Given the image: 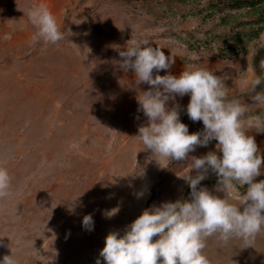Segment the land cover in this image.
I'll return each instance as SVG.
<instances>
[{
    "label": "rangeland",
    "instance_id": "374dc122",
    "mask_svg": "<svg viewBox=\"0 0 264 264\" xmlns=\"http://www.w3.org/2000/svg\"><path fill=\"white\" fill-rule=\"evenodd\" d=\"M254 1L255 8L245 0H0V166L12 180L0 198V259L12 252L18 264H96L108 233L123 234L152 205L191 198L188 174L197 170L189 173L188 164L218 151L217 141L184 161L145 150L135 137L147 121L136 96L150 86L132 88L134 72L114 63L122 59L116 47L147 38L176 57L154 75L196 65L225 80L229 99L252 104L240 82L264 76V0ZM40 4L64 33L57 46L31 40L28 12ZM189 99L168 104L179 106L190 133L201 131L202 121L186 113ZM252 134L264 154V133ZM216 184L209 170L198 187L223 198ZM87 214L92 231L82 226ZM203 251L210 264H264V229L252 247L215 235Z\"/></svg>",
    "mask_w": 264,
    "mask_h": 264
},
{
    "label": "clouds",
    "instance_id": "9594fccd",
    "mask_svg": "<svg viewBox=\"0 0 264 264\" xmlns=\"http://www.w3.org/2000/svg\"><path fill=\"white\" fill-rule=\"evenodd\" d=\"M28 16L36 29L31 37L34 44L57 46L64 40L47 4L30 9ZM3 39L11 40L12 34ZM127 45L125 49L116 47L122 59L114 63L125 72H134L132 88L142 83L150 86L136 96L137 110L147 121L135 137L145 150L169 161H184L198 146L207 147L215 140L218 151L192 157L189 173L194 169L197 174H188L190 199L152 205L128 224L123 234L108 233L96 264H210L203 250L207 238L215 235L224 242L240 238L244 247H252L264 229V179L256 180L264 173V154L252 134L264 133V111H253L264 109V91L257 90L264 85V76L253 73L240 82V91L251 93L254 103L248 104L235 97L229 99L225 80L196 65L185 66L179 75H154L168 70L176 57L166 55L147 38L132 37ZM185 95L190 97L186 113L193 122L202 121L201 131L190 133L188 125L181 122L179 106L169 107L170 100ZM209 170L217 176L215 190L226 194L223 198L198 187ZM11 186L8 169L0 166V198L9 195ZM241 186H246L244 191L239 190ZM119 211L117 206L105 215L111 218ZM82 226L94 230L91 214L83 216ZM0 264L18 261L11 252Z\"/></svg>",
    "mask_w": 264,
    "mask_h": 264
},
{
    "label": "trees",
    "instance_id": "16d2710c",
    "mask_svg": "<svg viewBox=\"0 0 264 264\" xmlns=\"http://www.w3.org/2000/svg\"><path fill=\"white\" fill-rule=\"evenodd\" d=\"M245 2H246V4H248L249 7H250V6H251V7L253 6L254 8L256 7V2H255L254 0H245ZM260 30H262V28H258V29H257V32L260 31ZM255 34H256V33H255Z\"/></svg>",
    "mask_w": 264,
    "mask_h": 264
}]
</instances>
